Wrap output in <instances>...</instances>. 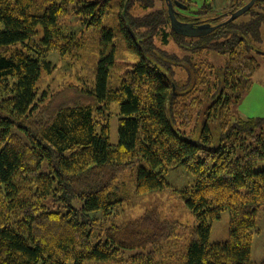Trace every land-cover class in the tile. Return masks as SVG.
I'll list each match as a JSON object with an SVG mask.
<instances>
[{
  "label": "trees",
  "instance_id": "16d2710c",
  "mask_svg": "<svg viewBox=\"0 0 264 264\" xmlns=\"http://www.w3.org/2000/svg\"><path fill=\"white\" fill-rule=\"evenodd\" d=\"M109 1L0 0V264L123 257L133 264H264L250 258L264 207V168L255 169L264 160V116L233 118L229 110L258 66L247 52L264 12L251 8L248 21L236 18L190 38L171 30L165 7L134 16L129 8L135 0H124L119 23L138 60L125 67L119 85L107 84L116 36L103 27L93 86H73L77 94L62 103L46 91L39 95L38 80L51 71L40 51L78 50L80 32L101 26ZM142 1L144 8L152 6ZM237 2L230 10L242 5ZM70 12L82 27L77 38L61 30V18ZM170 38L190 55L168 52L163 46ZM200 49L223 53L224 65L202 67L195 59ZM113 102L119 105L116 145L109 138ZM196 108L198 118L204 114L197 137ZM140 159L147 165L137 171L139 194L168 185L164 175L175 166L193 174L181 195L194 227L168 221L156 208L110 226L85 213L107 210L118 175ZM48 197L67 209L48 208ZM73 199L84 200L83 206H72ZM223 210L229 212V238L211 243L210 222Z\"/></svg>",
  "mask_w": 264,
  "mask_h": 264
},
{
  "label": "rangeland",
  "instance_id": "374dc122",
  "mask_svg": "<svg viewBox=\"0 0 264 264\" xmlns=\"http://www.w3.org/2000/svg\"><path fill=\"white\" fill-rule=\"evenodd\" d=\"M40 1L41 0H37V2ZM186 1L189 4L186 11L191 15L198 13L200 18H206L208 22L218 17L226 18V14L232 11L230 10L231 6L238 5L237 0H234L235 2L231 0ZM240 1H242L243 5L249 0ZM109 2L111 4V11L109 10L110 13L103 18L101 26L88 30L85 28L80 32V35L79 31L82 27L76 21V15L74 13L70 12L61 18V30L63 34L72 38H77L79 35L82 46L78 50H73L65 54H59L57 51L48 49L40 51L43 58L51 63V71L47 74L43 72L39 78L37 84V92L39 95L42 91H46L48 96H53L55 103H62L68 101V99L71 100L70 98L77 94V91L73 90V86H76L78 90H80V88L83 89L93 86L98 59L102 49L100 35L103 27L111 29L116 36L115 64L110 69L107 80L109 87H117L122 80L125 67L130 66L138 60L137 55L128 50L126 39L121 31L119 23L118 16L123 8L124 0H110ZM151 2H153L151 7L144 8V5H146L144 1L135 0L131 8H129V15H142L159 7H165L167 12L165 0H151ZM252 8L254 11H258V13L264 12V3L254 4ZM252 16V13L247 11L237 18L248 21ZM211 17L216 18L211 19ZM155 40L156 44L161 46L158 37H156ZM163 47L180 59H183V55H190L189 50L179 47L171 38L169 43ZM109 48L110 44L107 46V50ZM250 48L247 54L256 58L258 66L251 76L249 88L238 100L230 103L229 110L233 118L264 116V22L260 25V30L256 39L250 41ZM196 53V63H200V65L206 69H208V64H211L216 69H220L224 65L225 55L221 52L200 49ZM203 63H205V65H203ZM174 69L176 70V67H174ZM179 74L181 75L182 72ZM209 102L210 100L207 101V104ZM109 111V138L110 142L116 145L118 143V103L113 102L110 105ZM197 112L198 108L194 110L195 120L193 122V124L195 122L198 123L197 132L195 134L196 137L202 130L204 116V114H201L198 118ZM192 126L188 128V131ZM141 165L146 166L147 163L143 159L137 160L135 164L129 166L118 175L115 186L110 190V197L113 203L108 206L107 210L98 209L85 213L98 217L102 225L110 226L120 225L140 217L148 210L156 208L164 219L168 221H178L185 227H194L197 223L196 218L181 195V190L192 183L193 174L182 166H175L164 175L168 185L158 190L139 194L136 191V179L138 168ZM263 168L264 160L257 162L255 165V169ZM44 203L52 210L64 211L67 209V207L61 205L60 201H53L50 197L44 199ZM83 204L84 200L81 199H73L71 201V205L76 208L82 207ZM210 223L209 242L227 241L229 238V212L223 210L219 218L212 220ZM254 229L257 232L254 234L251 243L250 258L255 263H261L264 262V207L257 213ZM182 233L187 235L185 230L182 231ZM93 240L95 241L94 238ZM127 254L128 252L125 256H127ZM122 259L87 261L85 264H133L126 262L124 257Z\"/></svg>",
  "mask_w": 264,
  "mask_h": 264
},
{
  "label": "water",
  "instance_id": "95a60500",
  "mask_svg": "<svg viewBox=\"0 0 264 264\" xmlns=\"http://www.w3.org/2000/svg\"><path fill=\"white\" fill-rule=\"evenodd\" d=\"M256 1H261V0H249L248 2H246L239 8L233 11H230V13L226 14V18L224 20L216 24H211L209 22H203V23L194 25L193 22L183 21L177 17L174 4L182 8H185V6L179 4L178 1L165 0L166 5H167V15L169 18V24H170L171 30L178 35L190 37V38H197V37L205 36L213 32L219 26L224 25L228 21H232L236 19L241 14L250 10Z\"/></svg>",
  "mask_w": 264,
  "mask_h": 264
},
{
  "label": "flooded vegetation",
  "instance_id": "af4514ba",
  "mask_svg": "<svg viewBox=\"0 0 264 264\" xmlns=\"http://www.w3.org/2000/svg\"><path fill=\"white\" fill-rule=\"evenodd\" d=\"M173 1H178L179 4L185 6V8H182V7H179L176 4H174L175 12L178 15L177 17L183 18V21L193 22L194 25H197V24H200V23H203V22H208L206 18H200V16L198 15V13L191 15L188 11H186L188 9V7H189V4L187 3L186 0H182V1H180V0H173ZM224 17H225V15H224ZM215 18L216 17H211V19H215ZM221 19L224 20L225 18L218 17L215 20H221ZM209 23H212V22H209Z\"/></svg>",
  "mask_w": 264,
  "mask_h": 264
}]
</instances>
